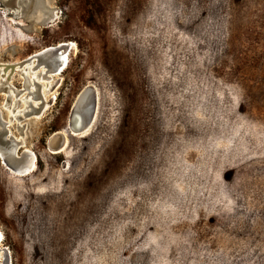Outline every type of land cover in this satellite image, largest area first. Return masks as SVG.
Instances as JSON below:
<instances>
[{
    "label": "rangeland",
    "instance_id": "374dc122",
    "mask_svg": "<svg viewBox=\"0 0 264 264\" xmlns=\"http://www.w3.org/2000/svg\"><path fill=\"white\" fill-rule=\"evenodd\" d=\"M0 4L19 26L0 12L1 63L77 47L53 79L29 72L44 99L56 95L42 114L22 100L21 71L6 107L0 85L4 120L32 110L8 127L24 136L17 154L37 156L24 175L0 158V247L11 264H264V0ZM48 7L57 18L39 23ZM88 84L96 120L72 134ZM59 130L68 141L54 152Z\"/></svg>",
    "mask_w": 264,
    "mask_h": 264
},
{
    "label": "bare ground",
    "instance_id": "6f19581e",
    "mask_svg": "<svg viewBox=\"0 0 264 264\" xmlns=\"http://www.w3.org/2000/svg\"><path fill=\"white\" fill-rule=\"evenodd\" d=\"M2 10L4 11V9H2ZM11 13H14V12H11ZM44 15L45 14H42V16H44ZM57 16H58V12L54 10V12L52 13V15L49 18L51 21H53L57 18ZM63 43H67L66 46H61L58 49H55L54 45L53 46H47L45 48H42L38 52L30 55L29 57H27L26 59H24L20 62H16V63H12V64H6V63L0 62V85H2L3 81H7V86L4 88L7 91V101H5V103H4L5 107L7 105H9V103H10L9 100H10L11 93L9 92V89L13 88L10 81L13 77L14 72L17 71L16 69H18L19 71H21L20 74L28 82L27 83L28 92L25 94V96L22 99L25 102V104H28V106H26V108L31 107V109L36 110L35 113H38V114L39 113L42 114L45 111V110H42L43 108H45V109L48 108L49 102H52L56 95L54 94L50 98V101L44 99V95L42 94V92H37V85L35 83L36 76L33 75L32 78L30 79V77H28V75H29V72L35 71V69H37L40 66L44 67L43 74L41 76L42 79L51 80V79H53L54 74H60L62 72V70L64 69V67L66 66L68 59H69V55L72 52V50L77 49L76 43L73 41L69 42V40H68L67 42H63ZM59 45H60V43H59ZM59 81H60V79L56 80L57 83ZM57 83L50 85L49 86L50 88L48 87V90L53 89L54 86L57 85ZM92 85L88 84L87 86L93 88ZM30 86H33V88L30 89ZM19 94H20V92L16 91L15 97L17 100L14 102H11L13 105L15 104V106L20 101V98L18 99ZM78 96H79V93H78ZM78 96H77V98H78ZM38 97H40L42 99V102H40V103L38 102L36 105H34L33 101H31V100L32 99L35 100V98L38 99ZM28 99H31V100H28ZM83 100H84V103L87 105V103L88 104L91 103L92 97L87 96V97H84ZM75 102H76V100H75ZM38 107H39V109H38ZM14 109L15 108H12V110H11V115H10L9 121H6L1 117V110H0V127H1L0 128V158H1V163L4 164L8 169H11L9 167V163H8L9 161L8 160H11V157H14L13 155L17 154L20 145H22L24 143V139H23L24 136L23 137L21 136L22 138H20V137L16 138V137L10 135L11 131H10V128L8 127V124L11 121H13V119H18V120H19V118L22 119L23 118L22 114H23V116L26 117V116L31 115V112H32V110H28L27 112L23 111L21 114H14V111H13ZM96 116H97V108H96V100H95V111H94V115H93V120L90 123L88 129L82 133L72 131V129H70V127H69V120H68V124H67L66 129L69 132H71L72 134H76V135L84 134L91 129V127L93 126V124L96 120ZM69 119H70V117H69ZM54 132L51 136H49L50 137L49 142H48L49 150H52L54 152L63 151L65 149L67 141H68L67 136H66V132L63 130H61V131L59 130L57 132L54 131ZM28 150H29V152L24 155V163L22 164L21 168H19V169H21V170L27 169L30 172L34 169V167L36 165L37 156L31 149L28 148ZM18 174H20V173H18ZM2 240H3V232L0 229V242ZM0 250H2V252L0 253V259L3 256H5V258L8 261V264H11L10 256L7 254V252L5 250H3V248H1V247H0Z\"/></svg>",
    "mask_w": 264,
    "mask_h": 264
},
{
    "label": "water",
    "instance_id": "95a60500",
    "mask_svg": "<svg viewBox=\"0 0 264 264\" xmlns=\"http://www.w3.org/2000/svg\"><path fill=\"white\" fill-rule=\"evenodd\" d=\"M48 8H49L48 9L49 12L46 13L44 16L40 17L39 23L51 21L49 17L52 15L51 11H53V10L50 9V7H48ZM66 44L67 43H60V45L59 44L54 45V48L58 49L61 46H66ZM87 96H91L92 100H91L90 104L87 103V105H86L84 103L83 98L87 97ZM95 100H96V92L93 88L86 86L85 88L82 89V91L79 93V96L76 99L74 107L70 113L69 127H70V129H72V131L82 133L88 129L90 123L93 120V115H94V111H95ZM22 145H20V147H22ZM28 152H29L28 148H25L21 155H19V154L13 155L12 154L14 157H11V160H8L9 161L8 162L9 167L13 171L20 173L22 175L28 174L29 171L27 169H23V168H22L23 170L19 169V168H21L22 164L24 163V155ZM3 250H5V249L3 248ZM1 264H8V261H6L5 263L3 262Z\"/></svg>",
    "mask_w": 264,
    "mask_h": 264
},
{
    "label": "trees",
    "instance_id": "16d2710c",
    "mask_svg": "<svg viewBox=\"0 0 264 264\" xmlns=\"http://www.w3.org/2000/svg\"><path fill=\"white\" fill-rule=\"evenodd\" d=\"M0 12L2 13V15H4L5 17H7L6 16V14H5V12L0 8ZM8 19H10L9 17H7ZM11 20V19H10ZM12 22H13V24L14 25H16V26H18V24L16 23V22H14L13 20H11ZM19 27V26H18ZM18 38L20 39V40H24V39H26V37L25 36H22L21 34H18ZM95 123V122H94ZM94 125V124H93ZM91 129H92V127H91ZM90 131V130H89ZM87 133V132H86ZM86 133H84V135L86 134Z\"/></svg>",
    "mask_w": 264,
    "mask_h": 264
}]
</instances>
